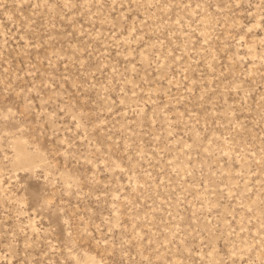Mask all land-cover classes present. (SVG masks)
<instances>
[{
  "label": "rangeland",
  "instance_id": "rangeland-1",
  "mask_svg": "<svg viewBox=\"0 0 264 264\" xmlns=\"http://www.w3.org/2000/svg\"><path fill=\"white\" fill-rule=\"evenodd\" d=\"M0 264H264V0H0Z\"/></svg>",
  "mask_w": 264,
  "mask_h": 264
}]
</instances>
